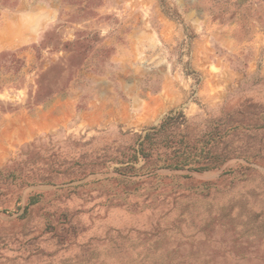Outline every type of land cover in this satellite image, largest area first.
Instances as JSON below:
<instances>
[{"label":"rangeland","instance_id":"obj_1","mask_svg":"<svg viewBox=\"0 0 264 264\" xmlns=\"http://www.w3.org/2000/svg\"><path fill=\"white\" fill-rule=\"evenodd\" d=\"M171 111L219 165L126 162ZM24 148L0 264H264V0H0V170Z\"/></svg>","mask_w":264,"mask_h":264},{"label":"trees","instance_id":"obj_2","mask_svg":"<svg viewBox=\"0 0 264 264\" xmlns=\"http://www.w3.org/2000/svg\"><path fill=\"white\" fill-rule=\"evenodd\" d=\"M186 122L187 120L183 113L169 112L161 119L158 126H152L145 133L137 135L136 147H134L133 154L126 162L137 163L139 158L145 161L153 159L156 162L160 161L162 165H176L174 166L176 169L183 168L186 165H219L220 163H215V161L209 162L195 159L194 151L199 148L200 144H202V148L205 147L210 139L202 141V138L208 135L206 132L204 135L201 134L199 138L189 134L188 126L185 125ZM31 154L32 152L27 148L21 149L17 158L12 159L3 170H0V176L5 179L16 178L15 173L20 176L24 169L22 165L17 164L18 160L16 159H27ZM226 159H222L221 162ZM208 169L209 167L206 166L197 168L200 171ZM29 178L28 175L21 177L17 187L22 188L34 184V181H30Z\"/></svg>","mask_w":264,"mask_h":264}]
</instances>
